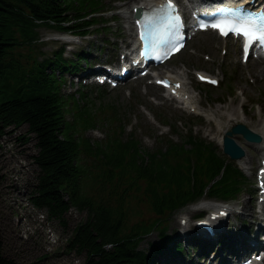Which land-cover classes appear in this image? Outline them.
I'll list each match as a JSON object with an SVG mask.
<instances>
[{
  "label": "trees",
  "instance_id": "obj_1",
  "mask_svg": "<svg viewBox=\"0 0 264 264\" xmlns=\"http://www.w3.org/2000/svg\"><path fill=\"white\" fill-rule=\"evenodd\" d=\"M100 5L99 0H0V142L11 130L27 127L38 150L33 156L39 173L32 201L63 224L73 209L86 214L69 243L70 251L85 256L84 264H148L152 252L140 250V244L158 230L168 238L171 213L208 193L213 179H218L210 191L214 196H235L240 188L230 170L219 178L223 160L205 143L193 145L202 151L201 159L193 149L187 152L196 156L193 172L171 165L170 155H141L138 141L124 136L117 111L113 123L106 115L110 122L105 141L92 142L86 136L98 126L97 110L72 111L69 104L79 106L80 100L61 95L60 81L46 72L48 67L64 71L68 65L39 62L36 30L51 24L65 28L70 12L98 11ZM69 113L75 124L68 122ZM140 206L156 215L155 220H144ZM0 264H17L5 256L1 233Z\"/></svg>",
  "mask_w": 264,
  "mask_h": 264
},
{
  "label": "rangeland",
  "instance_id": "obj_2",
  "mask_svg": "<svg viewBox=\"0 0 264 264\" xmlns=\"http://www.w3.org/2000/svg\"><path fill=\"white\" fill-rule=\"evenodd\" d=\"M115 0H106L105 4L107 7H116L117 12L114 17L110 15L106 16L107 21L111 22L112 28L108 31L102 30V20H98L97 23L92 24L96 28H92L94 31L91 36L82 39L81 45L68 46L62 43V41H55L52 38H57L59 33H56L53 29H48V27L40 28L41 36V54L42 58H45L46 53L54 52V49H59L65 46L67 57H73L74 53H79L81 51L90 53L87 55L89 58H97L99 62H117L119 60V55L126 48H132L133 44H130L129 34L132 32L127 30L129 20L119 16L118 13L122 14L123 11H129L133 0H121L119 3L112 2ZM96 18V17H95ZM99 29V30H98ZM133 34V33H132ZM134 36V35H133ZM135 39V37H134ZM199 42L203 45V40L208 39L210 41L211 47L216 46V42L219 41L222 45L223 42L217 38L216 34L209 33L206 35L199 36ZM52 41L55 43L47 42ZM197 44V43H196ZM237 50V53H229L231 58L226 61V64L219 65L222 63L220 58H218V49H212L215 53L213 56V61L210 63H205L203 54L192 55L190 52L193 50L191 47L182 59L176 58L171 63L170 67L166 70L173 71L175 67H182L181 60L191 61V67L195 66L197 69H206L208 71H215L217 68V74L219 77L224 78L221 69H226L232 72L230 75L234 79V89L233 93L226 95L218 89H214L213 95L208 96L201 92L197 99L198 106H202V112H214L216 115L219 127L215 121H209L207 115L205 117L196 116L188 111L182 110L176 107L174 104H159L157 101L160 93L157 88L150 86L148 82L145 83H130L128 85V94L122 90L112 92L107 89L104 94L102 102L110 105L111 102H118L122 108H126V120H130L132 125L136 128L139 138H144L145 145L153 149L156 145V139L160 134H164L167 139L172 137L169 128L164 127L158 122L157 113L158 109L162 113L169 115L172 124L177 122V127L180 131L186 133L187 125H198L195 128V134L198 137L204 138L207 141L211 137L222 134V129H225L228 124V116L226 112L229 109L236 107L240 108L245 115V119H240L244 124H246L250 129L257 132V130L262 126L264 120V86L259 85L258 87L251 86L253 83L250 81V69H252L251 63L248 65H243L237 63V59L240 57V50L238 44L230 42ZM74 47V50H70ZM101 48H103L101 50ZM205 53H211L206 51ZM259 63V62H258ZM219 65V66H218ZM264 67L263 64H261ZM256 75V74H255ZM193 76L192 74L190 75ZM253 76V75H252ZM257 76V75H256ZM254 78V77H253ZM256 78V77H255ZM67 81L70 83L72 77L67 75ZM146 86V89L144 88ZM79 86H70L68 84V91L76 90ZM239 93H243L239 95ZM85 92L90 94L92 100L99 103L97 99V92L92 89H86ZM197 95V94H196ZM219 98H221L225 103L216 104L214 103ZM152 100H156L153 102ZM111 101V102H110ZM152 102L154 105L149 104ZM208 102V103H207ZM259 104V105H257ZM130 107L129 109L127 107ZM220 107H225L220 113L215 112V109ZM77 107L72 105V111L76 114ZM74 114H68L67 119L71 124L73 122ZM197 117V118H193ZM244 118V117H243ZM241 123V122H239ZM132 125L130 127H132ZM151 125V128L148 127ZM131 128H129L128 131ZM12 132L5 136L0 142V233L4 241V253L9 259L14 260L17 264H84L85 256L77 255L76 252L69 250L70 239L73 236L76 228L82 224L86 219V214L79 212L75 209L72 210L66 216V224L61 223L59 220L52 219L48 215V212L44 209L37 208L33 201V193L38 183V166L35 164L33 156L37 153L36 142L28 136L27 127H23L17 130H11ZM151 134V135H150ZM210 134V138L206 135ZM108 136V128L106 123H101L96 129L90 130L88 137L93 141H105ZM176 140L179 136H175ZM237 143L244 149H248L251 154H254L252 147L248 146V143L241 137L235 136ZM215 143V142H214ZM216 144V143H215ZM217 145V144H216ZM190 145H185V148H190ZM219 153L222 154V148L217 146ZM201 156L202 151H198ZM201 159V157H200ZM253 166L251 170H245L246 174V185L245 190L239 195L236 200H229L230 197H224L225 200L230 201L234 205V214L228 220L229 227L227 226L223 230L224 249L220 251L219 259H223L230 256L229 248L233 243H238L237 241L244 240L247 236H251L252 232H256L259 226V213L254 210L253 203V191L255 186V170L259 166L260 153L259 155H253ZM170 161H174L180 168L184 171L193 172L194 162L192 159L186 158L181 154H176L170 157ZM239 163V162H238ZM236 163L235 165L240 166L241 164ZM190 165V167L187 166ZM208 165V164H207ZM214 165V163H210ZM249 167V166H248ZM222 168L220 173H223ZM197 173L200 175L202 173V168H197ZM218 179H213L208 185V193H211V188L213 184ZM24 189L25 193H20L19 189ZM219 195V194H218ZM209 196L214 197V194H209ZM224 199H208L204 202L208 204V211L211 210L209 207L210 203L221 202ZM226 202V201H222ZM252 202V204H251ZM190 202L182 208L179 213H171L172 218L169 220V233L175 234L173 236L178 237L180 233H183V228L180 226L179 219L182 215H187L190 218H196L199 214H205V209L191 210ZM246 205V211L242 208ZM141 207V206H140ZM140 209L144 214V220L151 222L155 220L156 215L151 211L146 212L144 206ZM244 213V214H243ZM253 214V215H252ZM239 238V239H238ZM229 239H234L231 241ZM162 239L157 231L148 235L145 240L140 244V249L150 252L154 245L159 248L162 246ZM217 246V243L214 244ZM184 254H181L182 261L184 264H195L197 260L194 256L193 247H185L183 245ZM228 249V250H227ZM225 254V255H224ZM164 263V262H163Z\"/></svg>",
  "mask_w": 264,
  "mask_h": 264
},
{
  "label": "snow or ice",
  "instance_id": "obj_3",
  "mask_svg": "<svg viewBox=\"0 0 264 264\" xmlns=\"http://www.w3.org/2000/svg\"><path fill=\"white\" fill-rule=\"evenodd\" d=\"M149 35H155L159 42L170 43L174 33L180 27V17L176 14V7L172 0L155 9L153 15L147 18ZM220 27L227 34V31H234L242 34L246 38L245 48L249 47L251 42L264 38V33H260L257 29L247 26H237L235 21H221L214 25Z\"/></svg>",
  "mask_w": 264,
  "mask_h": 264
},
{
  "label": "bare ground",
  "instance_id": "obj_4",
  "mask_svg": "<svg viewBox=\"0 0 264 264\" xmlns=\"http://www.w3.org/2000/svg\"><path fill=\"white\" fill-rule=\"evenodd\" d=\"M151 3H152V0H134V4H135V5H137V6H139V7H144V8H146V7H148L149 5H151ZM262 4L264 5V1L262 2ZM122 14H123V17H124L125 19H127V18L129 19L130 16H129L128 12L124 11ZM129 38H130V39L133 38L131 34H129ZM181 52H182V51H181ZM181 52H180V53H181ZM180 53H179V54H180ZM255 69H256V67H255ZM256 70H258V73H257V74H260V75H261V77L259 78L258 81H260V83L264 85V78H262V77H263V73H264V68H260V69H259V67H258ZM257 77H259V76H257ZM256 81H257V80H256ZM242 114H243V113H242L239 109H235V110H233V111L231 112L230 119H232V118L237 119L238 116L242 117ZM230 122L236 123V121H232V120H230ZM257 133L261 136V141H262V142H260V143H258V144H251V147L254 149V151H255L256 153H260L261 155H263V153L261 152V149H260V147H261L260 145H263V144H264V120H263V122H262V126L259 128V131H258ZM248 163H249V164H252V163H253V159L250 158V154L247 152L246 157L243 158V159L240 161V164H243V166H246V165H248ZM247 168H248V167H247ZM248 169H249V168H248ZM19 191H20L21 194H22V193H25L24 189L22 190V189L20 188ZM203 202H204V201H203ZM201 203H202V202H201ZM201 203H199V204H201ZM242 209H243L244 211H246V205H244ZM221 210H224V209H218L217 211H215V213H216V214H219ZM243 214H244V213H243ZM252 215H253V214H252ZM162 263H163V262H159V264H162Z\"/></svg>",
  "mask_w": 264,
  "mask_h": 264
},
{
  "label": "water",
  "instance_id": "obj_5",
  "mask_svg": "<svg viewBox=\"0 0 264 264\" xmlns=\"http://www.w3.org/2000/svg\"><path fill=\"white\" fill-rule=\"evenodd\" d=\"M237 133H243L246 135L247 138L252 140H258V137L251 134L247 131L244 127L239 126L235 129ZM225 149L228 153H231L235 158H240L243 155V151L235 146L232 140L228 137L225 138Z\"/></svg>",
  "mask_w": 264,
  "mask_h": 264
}]
</instances>
